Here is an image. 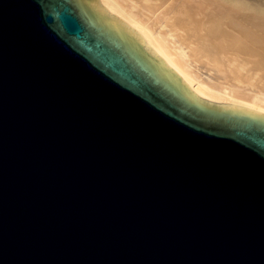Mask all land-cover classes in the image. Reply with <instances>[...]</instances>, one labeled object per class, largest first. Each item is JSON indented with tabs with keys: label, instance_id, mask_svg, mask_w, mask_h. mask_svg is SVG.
Listing matches in <instances>:
<instances>
[{
	"label": "water",
	"instance_id": "obj_1",
	"mask_svg": "<svg viewBox=\"0 0 264 264\" xmlns=\"http://www.w3.org/2000/svg\"><path fill=\"white\" fill-rule=\"evenodd\" d=\"M0 264H264V116L99 0H0Z\"/></svg>",
	"mask_w": 264,
	"mask_h": 264
},
{
	"label": "bare ground",
	"instance_id": "obj_2",
	"mask_svg": "<svg viewBox=\"0 0 264 264\" xmlns=\"http://www.w3.org/2000/svg\"><path fill=\"white\" fill-rule=\"evenodd\" d=\"M139 25L190 93L264 116V0H99Z\"/></svg>",
	"mask_w": 264,
	"mask_h": 264
}]
</instances>
